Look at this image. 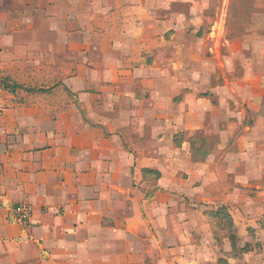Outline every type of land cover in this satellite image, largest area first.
Returning <instances> with one entry per match:
<instances>
[{
    "label": "crops",
    "instance_id": "0c3cea01",
    "mask_svg": "<svg viewBox=\"0 0 264 264\" xmlns=\"http://www.w3.org/2000/svg\"><path fill=\"white\" fill-rule=\"evenodd\" d=\"M174 2L0 0L1 78L10 79L8 63L12 67L25 60L18 50L45 42L38 39L56 28L53 25L63 34L74 35L71 45L80 50L79 62L90 65L69 87L79 95V102H59L52 107L50 102L35 103L33 96L22 102L16 94L31 91L10 92L0 85V264H162L163 247L169 255L177 250L188 255L194 262L189 264H219L225 260L219 258H227L220 255L234 254L236 246L230 237L226 246L214 236L205 243L201 240L212 235L211 223L219 221L216 211L228 207L236 227L250 219L258 228L264 224V213L254 218L243 214V209L264 196L262 184L242 175L249 158L254 159L250 170H262L258 150L242 148L241 131H236L243 120L226 114L225 107L218 115L222 121L214 122L220 140L211 152L212 146L204 145L207 123L212 121L205 108L209 112L219 108L194 105L180 112L174 102L181 89L209 90L200 78L210 75L208 71H184L177 64L178 48L190 42L180 43L176 35L188 32L190 23L186 16L163 9ZM170 30L177 34L167 41L164 33ZM62 45L67 46V39ZM167 45L176 46L178 53L170 52L172 57L166 60L159 48ZM151 56L154 66L148 64L153 61ZM188 56L196 58L194 52L187 53V60ZM158 62H169L171 68L163 69ZM41 89L36 92L52 90ZM52 109L58 112L52 115ZM184 118L188 119L183 122ZM258 120L252 125L259 126L262 120ZM221 125L227 128L220 129ZM180 132L190 136L204 132L182 142L184 150L189 146L185 154L192 176L208 172L211 164L204 158L213 153L221 157L216 169L219 177L203 181L202 176V184H193L191 190L165 178V164L173 163L176 156L164 144L176 142ZM234 138L239 148L233 147L231 153L239 162L232 170H241L240 176L246 179L234 177L230 184L224 157ZM145 169L154 172L146 176ZM248 188L260 192L254 197L246 194ZM179 193H186L189 203L180 204ZM262 201L264 197L256 203L262 206ZM21 203L34 207L29 226L13 217L12 210ZM182 205L184 213L179 211ZM203 206L211 207V212L202 211ZM194 220L198 222L192 226ZM180 223L191 232H178L182 246L173 249L172 234ZM260 230L264 235V228ZM149 252L153 259H147ZM252 255V264H264L259 259L264 248L263 254L256 249ZM236 259L231 256L228 263L223 262L236 264Z\"/></svg>",
    "mask_w": 264,
    "mask_h": 264
},
{
    "label": "rangeland",
    "instance_id": "374dc122",
    "mask_svg": "<svg viewBox=\"0 0 264 264\" xmlns=\"http://www.w3.org/2000/svg\"><path fill=\"white\" fill-rule=\"evenodd\" d=\"M174 1L173 4L164 5L163 9H167L170 13H176V15L181 14L186 16L183 18H187V24L190 23L188 32L185 30L177 34L175 30H170L164 33L167 41L171 40V35L174 33L177 34L176 39L177 41H181L180 43L185 44V41L189 39L190 45L178 48L180 54L179 56H176L177 54L175 56L180 60L177 61V64H180V68L184 69V71L198 70L204 72L208 71V73H210L208 77L203 76L204 78H200L209 90L203 89L204 92H201L197 89L196 92L191 91L192 94L188 92L187 89H181L180 93L175 96L177 98H175L174 102L179 104L180 112L189 111L194 105L207 106L208 108L210 105H214L216 108H219V110H211V112L205 108L207 119L212 117V121L209 119L207 123V132L205 135L207 142H204V145L206 144L205 147H207V149L212 146L211 152L220 140V134L214 131L215 129L217 130V127H215L216 123L214 122L222 121L218 115L225 112L226 109L224 108L226 107L228 109L227 112H225L226 114H232L237 119H242L243 124H241L236 131H241L239 134L242 135V148L244 150H258L260 155L257 160H259V167L262 168L258 173L250 170V166L254 167L253 162H251L254 161V159L249 158L248 164L246 165L249 167L246 168V170L243 169L244 172L242 175L248 176L247 178L252 182L258 183L257 185L262 184L264 189V0ZM193 5H195V8L192 14L190 11ZM165 13L164 11V14ZM53 26L56 28H52L47 35L44 32V37L38 39L41 41L44 40L45 42L40 45H27L18 50L21 55L25 56V60L12 64V67L10 63L7 65L8 68L11 69L10 71L12 74L9 77L12 82H19L27 88H52V90L47 93L39 91L23 94L24 92L19 91V93L16 94L19 101L24 102L26 99L33 96V101L35 103L50 102L52 107L59 102L69 103L80 101L79 95L72 92L69 87L73 86L72 82L80 80V78L75 79L74 77L81 73L83 74L84 68L87 69L90 67L88 64L89 61L83 64L79 62V59L82 58V56L78 54L80 50H76L74 46L71 45V40H74V38H72L74 35L70 36L69 32L63 34L62 31L57 29V25ZM30 38L32 39L34 36ZM66 39L67 46L64 47L62 42ZM191 42L193 43L191 44ZM187 48L189 49L188 51L186 50ZM159 49L161 50L159 53L163 59L172 57L170 52L174 51L178 53L176 46L173 48L167 45ZM188 52H194L196 58L193 57L192 60L190 56H188L189 60H187L188 58L185 57ZM151 57L153 61H151V63L149 62V65L154 64V56ZM159 64L160 62H158V65ZM160 67L163 69H170L171 65L169 62H165L160 64ZM57 112L58 109H52V115ZM187 119L188 118H184L183 122ZM256 119L262 121L258 122L260 125L255 127L252 124H256ZM179 127H181V124L178 123V129ZM219 128L224 129L227 127L221 125ZM200 135H204V132L201 134L200 132L195 133L193 136L180 132L176 134L178 138L176 142L164 144L166 147L172 148L169 154L176 156V160H174L173 163L165 164V178L171 180L173 184L183 186L188 190H191L190 188L193 184H196V187L197 185H201V178L203 175L197 174L192 176L190 173L192 167H190L188 163L191 162L187 161L188 159L185 154L189 146H185L184 150L182 142L186 137L193 140L194 137L198 138ZM232 141L233 142L225 149L229 154L227 158L226 155L224 157L228 167L226 181L230 184L233 182L234 177L238 180L243 178L240 176L241 170H237L238 172L232 170V167L237 166L239 162L236 161V157L231 153L234 148H239L238 144L234 146L235 138L232 139ZM199 150H201V148H199ZM209 155L211 156L205 157L204 160L210 163L211 166L208 172L203 176V181L206 179L213 180L214 176L219 177L216 169L221 161V157L215 156L213 153ZM194 170L197 171L196 168H193L192 171ZM200 170L201 169H199V171ZM244 179H242V181H244ZM227 187H230V185H227ZM256 190V188L252 190L248 188L246 189V194L252 193V196L256 197L260 192ZM213 194L214 198L217 194V190H215ZM178 195L179 199H181L180 204L185 202L189 203L190 199L186 196V193H183V195L179 193ZM227 195L229 199H231L229 192ZM262 197L259 198V200L255 199L256 202L261 201ZM256 202H253V206H248L243 209L245 217L249 216V218H254L263 215L264 201L261 202L263 204L262 206L258 205ZM182 208H184V205L179 209L180 212H183ZM210 208L209 206H203L201 210L204 209L206 213H210ZM205 212H203V215L206 217L207 214ZM205 217L201 219H205ZM207 219L212 221L211 218ZM252 220L254 219H250L246 222L242 221V223H238V227L235 226L234 229L231 230L228 220L219 218V221L215 220L216 223L213 221L214 224L211 223L209 232H211L212 235H207L201 240L205 243L209 238L214 236L217 241L226 246V243L229 245L231 243L229 242L230 235L235 234L236 238L234 243L236 247L233 248L234 254L231 255L230 253H226L220 255V257L230 258L231 256H236V264H252V260L255 258L252 254H254L256 249L258 250V254H263L264 248V235H262V230H260L264 228V224L261 228H258ZM196 222L198 221L196 220ZM196 222L195 220L192 221L191 225L193 226ZM178 232H191V228L188 226L185 229L180 223V229L172 234L174 237L170 242V247L173 249L182 246L181 238L176 237ZM193 240L194 239L191 238L190 242ZM193 242H195V240ZM178 251L180 252V250H177L174 254L169 255L167 254L169 252L166 253V248L163 247L162 264L194 263L192 259L190 260L187 258L188 255H181V252L178 253ZM150 254L151 252L147 253L148 260L154 258V255L151 254L150 257ZM227 258H219L225 259L221 260L219 264L228 263L226 261ZM259 259L260 261H264V255L260 256ZM223 261H226V263Z\"/></svg>",
    "mask_w": 264,
    "mask_h": 264
},
{
    "label": "trees",
    "instance_id": "16d2710c",
    "mask_svg": "<svg viewBox=\"0 0 264 264\" xmlns=\"http://www.w3.org/2000/svg\"><path fill=\"white\" fill-rule=\"evenodd\" d=\"M0 85L10 91V92H16L18 89H24V90H28V91H31V92H36V89L35 88H30V89H27L24 85L22 84H19V83H15V82H11V80L9 78H1L0 77ZM45 89H41V91H44ZM154 171L153 170H150V169H145V174L146 176L149 174V173H153ZM160 176V173L157 172L156 174V177H159ZM216 216L220 219H223L225 218V220H228L229 222V228L232 230L234 229L235 227V223H234V220H233V217L232 215L230 214V212L228 211V207L226 206H223L221 207L218 211H216ZM230 234V233H229ZM235 234H232L230 235V239L235 242ZM235 244V243H234Z\"/></svg>",
    "mask_w": 264,
    "mask_h": 264
},
{
    "label": "built area",
    "instance_id": "2783aa9c",
    "mask_svg": "<svg viewBox=\"0 0 264 264\" xmlns=\"http://www.w3.org/2000/svg\"><path fill=\"white\" fill-rule=\"evenodd\" d=\"M14 219L23 226H29L33 222L34 207L30 203H21L12 210Z\"/></svg>",
    "mask_w": 264,
    "mask_h": 264
}]
</instances>
